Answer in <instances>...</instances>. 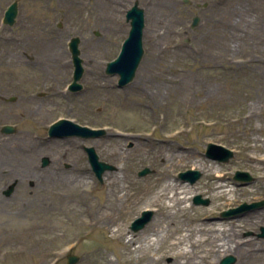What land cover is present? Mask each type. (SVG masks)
I'll return each instance as SVG.
<instances>
[{
	"label": "rangeland",
	"instance_id": "rangeland-1",
	"mask_svg": "<svg viewBox=\"0 0 264 264\" xmlns=\"http://www.w3.org/2000/svg\"><path fill=\"white\" fill-rule=\"evenodd\" d=\"M196 1L198 6L193 0L190 4L154 0L156 5L146 9L144 54L135 77L123 87H118L117 75L105 73L106 63L118 55L130 29L122 17L113 22L75 21V14L70 19L74 1L53 0L47 14L40 9L37 20L29 21L32 2L21 0L23 7L16 22L0 23V57L5 65L0 68V87L4 85L5 96L17 97L20 118L19 132L0 136V152L9 155L14 151L17 155L14 163H0V264L32 263L34 227L53 225L55 211L63 221L67 217L56 208L70 203L56 194L64 189L65 182L87 177L97 201L110 189L112 180L122 177L116 174L121 169L125 180L161 184H166L168 177L180 183L179 172L199 170L200 178L188 188L193 194H184L191 204L189 215L197 221L188 222L178 212L174 216L178 230L182 232L190 225L192 237L198 240L202 236L197 230L199 223H216L207 232L209 244L202 243L195 252L220 245L222 238L232 233L243 247L242 256L238 258L231 251L218 257L212 252L207 262L220 264L223 257L232 255L233 264H264V237H257L259 227L264 226V205L229 217L220 215L244 202L264 200V0ZM152 13L170 18L158 21L150 17ZM191 14L199 16L195 27H190ZM73 36L80 39L84 67L81 88L76 91L68 89L73 73L68 41ZM93 84L103 88L95 92ZM144 102L145 108L137 107ZM58 118L104 129V133L84 139L49 137L48 126ZM5 121L11 119L6 117ZM120 132L129 136L151 134L155 140L167 141L145 152L130 138L113 137ZM209 142L231 149L233 157L228 162L207 157ZM83 147H93L101 161L113 165L101 180L95 176ZM122 150L126 152L124 158L118 156ZM81 166L90 171L79 172ZM216 167L234 189L228 197L215 190L212 172ZM144 168L149 172L139 175ZM235 171H247L253 180L240 184L233 178ZM7 185L13 186L11 194L2 195L1 189L6 187V191ZM197 194L208 198L209 203L194 204L192 199ZM132 207L136 215L127 220L125 228L136 234L156 218L157 212L144 200ZM145 209L152 211L151 219L133 231L131 222ZM228 223H233V230L228 229ZM155 230L161 234L166 223ZM42 233L48 234L46 230ZM105 235L99 233L85 240L78 237V242L63 249L56 264H88L83 261V252L94 247L107 250L113 264H142L116 259L114 244ZM150 238L145 239L153 242L148 252L162 257L159 264H196L200 260L190 252L176 259L166 239ZM134 241H140V236ZM184 243L182 248L189 249L188 242ZM255 247L262 250L251 252ZM68 255L77 260L68 263Z\"/></svg>",
	"mask_w": 264,
	"mask_h": 264
},
{
	"label": "bare ground",
	"instance_id": "bare-ground-1",
	"mask_svg": "<svg viewBox=\"0 0 264 264\" xmlns=\"http://www.w3.org/2000/svg\"><path fill=\"white\" fill-rule=\"evenodd\" d=\"M116 25L123 28V24L121 23ZM148 34L150 35L151 33L148 32ZM33 38L35 42L37 38ZM93 87L95 92L103 88L102 85L98 84H93ZM137 107L145 108L146 104L145 102L144 105L139 103ZM152 120L154 121V119ZM113 135V137L134 140V144L138 145L139 149L145 152L151 151L157 143L167 141L165 139L155 140L151 137V134L129 136L128 134L120 132L118 134L114 133ZM125 154L126 152L122 150L118 153V156L124 158ZM248 157L254 158L251 155ZM77 170L85 174L90 171L86 166H81ZM212 173L214 179H216L215 190L218 194L225 197L232 195L234 189L223 180L224 175L222 172L216 167ZM116 174L119 177L122 175V177L117 180H112V184H108V186L111 185L110 189L106 193H103L97 201L93 199L91 194L93 191L92 184L87 177L80 176L79 178L64 183V189L56 194L59 196L58 199L60 197L66 198L69 199L70 203L67 202L63 207L57 205L56 208L67 217L63 221L59 218L60 213L55 211L53 215L56 219L53 225H36L34 227L31 240V264H56L63 249L66 246H72L75 242H78V237L84 238L85 240L95 237L99 233H106L105 237L107 241L114 244L113 254L116 259L124 261L127 258L129 263H132V260L135 263L142 262V264H159V262L161 263L163 261L161 256L154 257L148 252L153 242H151L152 240L146 241L145 239L147 237H151L150 239H166L169 246L168 249L175 255L174 257L176 259L184 258L189 252L194 253L200 258L196 264H201L200 262L212 264L207 262L208 256L212 252L218 257L231 251L236 253L238 258L242 256L243 247L232 238V233H228L225 238H222L223 242L220 245L215 244L216 246H209L202 250L194 251L202 243L209 244V238L206 235L216 223H199L200 228L197 230L202 236L198 240L192 237L193 229L189 227L190 225H186L187 227L182 232L178 230L174 219L175 214L178 212H181L188 222L197 221L189 215L191 204L188 203L189 199L184 195L188 194L187 197H190V194H193L191 188L188 189L193 184L183 181L176 183L175 180L172 182L171 177L168 176L166 179L168 182L166 184L145 180H125L123 179L122 169L118 170ZM141 200H144L145 205L154 207L157 215L156 218H152L153 220L145 228L133 234L125 226L127 220L136 215V211H133L132 205ZM72 203L75 204L72 205ZM172 209H174V212H171ZM163 222L166 223V230L160 234V231H156L155 227ZM227 225L229 227L228 229H232L233 223H228ZM223 229L225 228H221L222 231ZM45 230L48 234L42 233ZM137 236H140L141 242L134 241V238ZM185 240L188 242L189 249L182 248ZM261 250L262 248L255 247L250 251L260 252ZM135 252H138L137 257H127V255L132 256ZM82 258L88 264H113L107 250H103L100 247L85 250ZM53 259H56V261L52 262Z\"/></svg>",
	"mask_w": 264,
	"mask_h": 264
},
{
	"label": "water",
	"instance_id": "water-1",
	"mask_svg": "<svg viewBox=\"0 0 264 264\" xmlns=\"http://www.w3.org/2000/svg\"><path fill=\"white\" fill-rule=\"evenodd\" d=\"M15 16V10L10 8L6 12L5 22L13 24ZM128 17L130 18V30L128 36L123 41L118 56L106 63L105 72L109 75H118V86L123 87L128 84L135 76L138 65L143 57V28H144V14L141 8L134 5L131 10L128 11ZM199 22V16H194L191 22V27H195ZM79 38L72 37L69 41V49L71 52L72 63L74 65V71L72 76V82L69 85V89L75 91L81 88V84L78 80L82 77L83 66L82 59L79 57L80 50L78 49ZM9 127L5 129L9 132ZM104 133L103 129H91L87 126H82L69 119H59L52 123L48 128V135L51 137H68V136H79L82 138L97 137ZM88 161L95 172V175L99 180L102 179V175L105 170L113 169V165L100 161L98 155L93 147H84ZM205 155L209 158L216 159L221 162H228L233 157L234 153L231 149H228L220 144L207 143L205 149ZM47 164V158L43 159V165ZM149 172V169L144 168L139 171V175H145ZM201 176L199 170L188 169L180 172L179 177L182 180L194 183ZM234 179L249 183L252 181V177L248 172L236 171ZM12 186L6 191V194H10ZM195 204L207 205L209 203L208 198H202L201 195H195L193 197ZM264 205V200L254 201L251 203H242L237 207L229 208L221 212L222 217L233 216L248 210H252ZM152 216V211L143 210L141 215L132 221L130 228L134 231L141 229ZM257 237H264V226H260ZM77 260L74 255L68 256V263H73ZM235 257L228 255L220 260V264H233Z\"/></svg>",
	"mask_w": 264,
	"mask_h": 264
},
{
	"label": "flooded vegetation",
	"instance_id": "flooded-vegetation-1",
	"mask_svg": "<svg viewBox=\"0 0 264 264\" xmlns=\"http://www.w3.org/2000/svg\"><path fill=\"white\" fill-rule=\"evenodd\" d=\"M20 1L21 0H8V1L0 0V23L5 24L3 22L5 12L7 8L9 7V5L13 2H15L17 6L16 14L14 17V23L16 22V18L18 17V14H19V9L20 7H23V5H20ZM52 1L53 0H31L32 2L31 11L29 12L31 17L29 18V21H34V19L37 20L38 18L37 12L40 9H44L47 14L48 13L47 9L49 8ZM63 1H67V0H63ZM72 1H74V4L76 7L70 12L71 14L70 19L73 18L72 14H75L76 17L73 18L75 21L91 22V23L113 22L121 17L127 21V12L135 4L138 7L143 9L144 19H145L146 9H148L151 4L153 6L156 5L154 4L155 3L154 0H72ZM193 1L195 2L196 6H198L196 3L197 1L196 0H193ZM205 1L207 2L208 0H205ZM182 2L184 1L182 0ZM184 3L190 4L191 0H189L188 2H184ZM205 5H207V3H205ZM194 15L195 14H191V17H193ZM43 17L46 20L47 15ZM150 17L154 19H158V21L160 18H166V19L170 18L169 16L160 17L157 15H153V13ZM0 68H5V65L2 62V57H0ZM1 76L2 75L0 74V77ZM3 86L4 85L0 87V136L6 135V133L3 131V128L6 125H9L10 130H11V132L8 134L15 135L17 132H19L18 125H19L20 118L17 115V111H16L19 108V104L17 103L16 96H5L4 95V91L2 88ZM7 110H9L10 112H8ZM6 117L10 118L11 122H6L5 121ZM1 145L2 144L0 143V148H1ZM15 159H17V155L15 154L14 151H12V154L10 153L9 155H7L3 150H1L0 163H14ZM7 188H8V185H7ZM5 189L6 187H3L1 189L2 195L5 194Z\"/></svg>",
	"mask_w": 264,
	"mask_h": 264
}]
</instances>
